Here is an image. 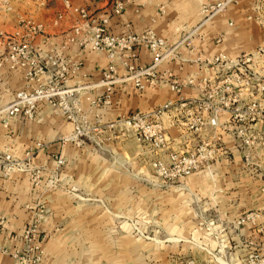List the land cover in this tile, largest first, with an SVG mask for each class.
<instances>
[{"label":"crops","instance_id":"obj_1","mask_svg":"<svg viewBox=\"0 0 264 264\" xmlns=\"http://www.w3.org/2000/svg\"><path fill=\"white\" fill-rule=\"evenodd\" d=\"M123 1H126L125 10L119 15L113 13L115 0H70V3L73 8H85L91 18L107 17V32L109 34L121 35L126 32H141L152 28L159 35H165L164 37L169 42L168 45L174 48H171L172 53L159 64L155 72L159 75L169 72L172 77L177 78L179 84H182V99L169 90L167 84L156 83L145 92H139L131 81L125 80L115 85L110 104L103 108H98V104H91L92 100L100 98L103 91L97 83L106 66V58L102 52H92L81 48L78 44L67 42V37L71 34L73 26L82 25V31L86 30L84 25L86 20L77 12L65 9L59 0H54L48 3L47 7H43L44 34L36 37L32 43L34 48L42 52L66 44V57L76 67L71 70L65 85L77 89L76 94H78L80 105L84 112L88 113V119L92 124H98L99 129H104H101L99 133L104 135L106 140L116 142L117 146L113 152L117 154L115 156L125 162V164L104 166L105 171L108 173H128L129 171L143 173L144 167L139 162L128 165L129 150L126 146L132 144L133 149L136 150L132 155L139 161H143L144 158L150 160L156 157V152L151 155L146 154L147 146L144 143L141 144L133 137V134H128L126 131L109 133L108 123L131 111H146L171 100L174 102L173 107L166 112L168 114L165 113L166 115L163 116V123L170 135L171 149L177 150L186 142L194 145L198 137H200V141L210 139L208 134L212 136V134H220V132L217 128H211L207 123H205L204 133L201 132L197 134V138L194 136L191 137L192 139L180 137L176 126L185 111L194 107V102L190 99L200 92L192 84L193 82L188 83V80L198 74L208 77L214 72L203 66L201 70H198V65H194L198 54L188 53L185 46L189 44L180 43L184 37L180 36L182 30L192 28L199 21L197 16L199 0ZM28 3L30 4V2ZM28 3L25 5H29ZM159 4H164L162 13H159ZM248 9V5H240L238 7L239 14ZM58 14H62V18L55 24L54 18ZM11 19L9 29L15 30L18 28L17 18L12 16ZM2 25L4 26V23ZM247 26L251 27L249 24ZM243 29L238 26L232 32V36L225 43L222 42L224 46L221 48L222 43L215 46L209 42L208 38L203 37L196 40L195 43H191L201 52L199 55L203 60L209 51H213L214 47L216 50H224L231 43L239 44L242 37H245L246 31H242ZM254 29L257 27L252 26L249 33L255 34ZM251 43L255 45L256 40H252ZM150 62L149 52L143 48L140 49L138 65L146 66ZM117 72L119 75H124L120 64L117 65ZM224 75L225 72L217 71L215 76ZM46 78L47 76L42 74L40 81L43 82ZM28 84L22 68L16 67L10 70L9 65H6L0 70V264H23L24 261L16 259L15 255L25 252L27 244L23 237L24 231L32 226H36L38 236L42 238L45 250L44 260L46 259L44 264H49V258L60 250V238L65 233L63 224L65 205L72 206L75 212L74 222L86 218L84 217L86 214H83L85 208L80 207L83 202H77L73 197L59 196V194L51 196L43 182V178L47 175L45 172L39 174L40 180L32 179L34 170H43L45 165H41H47L49 151H53L52 149L40 151L38 157L33 159V167L28 170H18L10 165L13 159L21 158L34 141H57L70 130L69 123H66L57 112L55 113L54 106L45 102L38 105L40 111L33 120L21 122L17 120L18 116L10 113L9 107L14 101L16 93L24 89H31V87H27ZM30 84V86H34L33 82ZM201 88L203 87L201 86ZM203 115H206L205 112ZM224 117H227V114H224ZM204 120H207L206 116ZM220 121H222V117ZM253 129L256 137L264 140V125L255 124ZM221 140L225 149H228V154L226 158H220V161L213 165L212 175L209 176L205 170H201L183 178L177 186L176 189H183L190 195L189 198L184 196L185 200L183 201L181 199L177 202L173 200L172 204L182 209L180 213H170L167 218L162 217L161 199L153 193L152 203L158 204V210L154 212L158 214H155L154 217L158 221H167L168 219L173 226H184V231L178 228L179 232H173L174 234L171 232L168 235H178L182 230L184 235L195 240L200 238L201 243L210 247L216 245L214 237L222 240L223 248L226 252L231 253L232 264H242V255L248 246L244 241L248 240L257 246H264V147L261 148L255 144L253 163L248 165L236 149L235 140L231 136L223 133ZM112 147L114 146L110 147L111 151ZM163 158H166L165 155ZM75 161L76 159H74V163ZM45 167L47 171V166ZM73 173L74 177L78 174L77 172ZM142 183L139 181H108V189H118L120 195L89 199V202L86 203L90 207L93 206L89 210L93 214L88 215L97 216L100 205L105 206L106 209L110 208L111 211L108 212V215L104 213L105 217L108 216V220H112L113 216H124L128 212L139 215L146 204L141 191L145 189L146 184ZM152 185L154 184L152 183ZM130 190L136 191L129 197ZM153 190L157 189L153 188ZM113 211H115V215ZM198 212L200 215L197 214ZM247 212H255L258 215L256 226L247 224L238 231L232 230L229 223ZM202 220L211 223V227L200 226L199 223ZM258 228L262 229V233L258 231ZM170 230L172 231V229ZM190 259L187 257L184 261ZM192 259L195 260L194 257ZM195 262L198 264L197 261Z\"/></svg>","mask_w":264,"mask_h":264},{"label":"rangeland","instance_id":"obj_2","mask_svg":"<svg viewBox=\"0 0 264 264\" xmlns=\"http://www.w3.org/2000/svg\"><path fill=\"white\" fill-rule=\"evenodd\" d=\"M115 1L122 2L126 6V1ZM28 2H30V4ZM51 2L43 0H0V31L10 32L14 30L9 29L12 16L17 18V23L21 18H25L26 15L27 17L31 16L29 18L43 23V7H47L48 3ZM26 3L29 5H25ZM197 5V16L199 21L192 28L182 30V35L180 36L184 37L183 39L181 38L182 40H180V43L185 42V44H189L185 46L188 53L198 54L195 58L196 61H194V65H198L199 67L198 70H201L203 66L213 71L214 74L208 75V81L205 83L202 82L200 74L196 75L194 78H190L193 82L192 84L197 87L200 92H198L197 96L190 99L191 101L193 100L194 107L189 111H185V114L180 118L181 123H188V125H190L193 118L201 117L203 120L205 116L209 118L212 115L210 113L211 110L208 109L204 116L201 109L198 108L201 104H209L217 108L221 105V97L223 95L226 97L233 95V93L222 94L219 91L218 86H220L219 81L222 76L216 77V72L223 71L225 74H229L232 71H237L239 79H235L237 89H235L236 102L233 107H238V112L245 118L256 115V124L264 125V85H262V83L264 84V56L257 54L259 49L264 47V0H199ZM240 5H248L249 9L239 14L238 7ZM27 6L29 7L27 8ZM158 9L159 13L164 12V4H159ZM3 23L4 26L2 25ZM247 24L251 27H248ZM245 25L246 27H244ZM238 26H241V29L244 27L242 31H246L245 37H242V41L239 44L231 43V45L226 46L224 50H216L213 46V51H209L206 58L201 60L199 55L201 52L191 42L195 43L196 40L203 37L208 38L209 42L215 46L221 44L223 41L225 43ZM252 26L257 27V29H254L255 34L252 31V33H249ZM17 29L18 28L15 30ZM184 31L186 32L184 33ZM146 32H151L155 37L164 39L167 45L166 53H172L173 50L171 48L174 47L168 45L169 42L166 37H164L165 35H159L152 28H147L141 32H126L123 34L139 36ZM252 40H256L255 45L251 43ZM223 46L224 44L222 43L220 48ZM142 48L147 50L151 55L149 48L145 46L136 47L137 59L134 62L133 60L129 61L130 64L134 65L136 71L144 70L151 66L152 63L151 55V62L148 65H138V52ZM248 56H250L251 59L245 61V58ZM231 61H238V64L233 66ZM130 77L129 75L126 78L124 75H119L118 72L113 74L112 80L114 82L111 85V97L117 83L129 80L133 84V79ZM171 79L174 78L163 76L162 74L160 77V81L162 82L160 83L169 86L168 83ZM100 80L101 78L97 84L100 83ZM143 81L147 84L146 89L142 91L145 92L154 84L152 83L154 77L152 75H145ZM201 86L203 88H201ZM176 94L179 95L180 98L182 97V92ZM104 100L105 98L102 97L101 102L97 105L98 108H103L105 105H108L103 103ZM168 102H172L173 107L174 102L171 100L163 104ZM42 103L41 101L36 103V107L32 109V116L30 117H25L20 112H18L20 115H14L18 116L17 120L21 122L33 120L40 111L38 105ZM66 103L69 108H62L60 105L51 106H54L53 110H55V113L57 112L66 123H69L70 130L57 141H34L24 155L21 158L13 159L11 164L18 170H28L33 167V159H35L40 151L52 149L53 151H49L50 154L47 165H41L47 166V171L45 170V166L43 170H34V172H32V179L40 180L38 177L40 176L39 174L45 172L47 175L43 178V182L51 196L55 194V196H57L59 194V196L64 195L66 198L73 197L77 202H83L80 207L85 208L83 214H86L84 215L86 218L83 220H76V222L73 220L75 212L72 206H67L68 204L65 205L63 223L65 225V233L64 236L60 238V250L53 254V257L49 258V264H186L189 261H197L198 264H232L230 259L231 253L226 252L223 248L222 240L214 237L213 239L216 245L214 247L206 246L201 243L200 238L195 240L184 235L183 225L173 226L172 222H169L168 219L167 221H158V219H155L154 215L158 213L154 212L158 210V204L152 203L154 194H157V198L159 197L161 199V216L164 218H167V215L170 213H180V210H182L179 209V206H174L172 204L174 201L177 202L179 199L183 201L185 200L184 196L187 198L190 197L183 189H176L181 180L174 183L166 182L154 172L152 167V162L156 158H160L166 162L168 161V153L171 149L170 141V149L160 150L153 149L147 140L146 142H141V144L144 143V145L147 146V151H145L146 154L151 155L156 152V157L150 160L144 158L143 161L136 160V157L132 155L136 150L133 149L132 144L127 145L126 148L129 150L128 165L130 166L131 164L139 162V164L144 167V172L136 173L129 171L128 173H108L105 171V168H103L104 166L107 167L110 164H125L124 160L115 156L117 154L113 152V149L117 146L116 142L108 141L104 135H100L99 132H101V129H104H99L100 126L98 124H92L90 122L88 113H85L80 105L78 94L74 93L70 98L66 97ZM252 103H257L258 107L250 110L249 106ZM161 105L141 112H148L150 114L149 124L155 125L156 122L157 127L154 128L156 132L160 131L161 134L166 133L170 138L169 131L163 123V116L168 114L166 113L168 110L161 114L159 118L152 119V111ZM230 106L232 107V105ZM195 108L198 109L195 111ZM138 111L140 110L131 111L126 115L118 117L117 120L108 123V132L115 134L114 131H119L120 133L126 131L128 134H133V137L137 139L138 133L137 130H135L137 128H130L123 119ZM230 111L231 110H228V113H220L219 119L221 117L222 120L228 118ZM224 114H227V117H224ZM49 126L52 127L51 125ZM176 127L178 128L179 136L187 138L196 137L197 134L201 132L204 133L205 131V124H198V128L201 129L192 133L191 136H188L189 132L186 130V126L180 124ZM138 130L142 133L141 129ZM192 130L194 131V129ZM145 131L148 135L153 129L145 128ZM207 136L210 137V140H214L217 135L212 134L211 136L208 134ZM197 139L194 145L186 142L177 150L196 148L202 141H200V137ZM254 143L258 147H264V140L260 137H256ZM235 145L236 149L241 153L245 163L248 165L253 163L255 155L254 147L251 150V156L246 159L243 155V150L237 146L236 142ZM111 146H114L112 147V151L110 148ZM225 152L227 153L220 156L216 162L220 161V158L227 157L228 149H225ZM164 155L166 158H163ZM74 159H76L75 163ZM216 162H214L213 165ZM73 172H77V176L74 177ZM207 173L209 176L212 175L211 172ZM108 181H139L143 182L142 184H146L145 189L141 190L144 194L146 204L139 215L128 212V214L124 216H113L112 220H108V216L105 217L104 213L108 215V212L111 210L110 208L106 209L105 206L102 205L98 206L97 216L88 215L93 214L89 211L93 206L90 207V205L86 203L89 202V199L116 197L120 195V190L113 188L108 189ZM152 183L154 185H152ZM153 188L157 190H153ZM135 191L136 190H130L128 196L130 197L131 194H135ZM113 213L115 215V211H113ZM199 213L200 212L197 214L200 215ZM249 213L251 212L244 213L243 215ZM235 220L229 223L231 229L234 231H238L240 228H243L244 225H247L243 224L236 227ZM199 225L205 228L211 227V223L204 220H202V222L200 221ZM178 228L183 230L180 231V234L168 235L171 232L172 234H174L173 232H179L178 230L180 229ZM170 229H172V231ZM260 233H262V231ZM244 243L248 246L242 255V264H247L248 261L251 260L252 252L264 256V246H257L252 241L248 240L244 241ZM249 243H252L251 246ZM251 247H255L256 249L252 250ZM41 248L42 253H34L33 259L36 260V257H38L37 263L44 264L46 259L44 260L45 250L43 243ZM190 248H193V251ZM187 257L191 259L185 262L184 260ZM192 257H194L195 260L192 259Z\"/></svg>","mask_w":264,"mask_h":264},{"label":"built area","instance_id":"obj_3","mask_svg":"<svg viewBox=\"0 0 264 264\" xmlns=\"http://www.w3.org/2000/svg\"><path fill=\"white\" fill-rule=\"evenodd\" d=\"M51 2L54 0H43ZM63 7L67 10L77 12L86 21L84 25L86 30L82 31V25H75L71 29V34L67 37V42L72 44H78L81 48L92 51L102 52L106 58V66L103 70L100 85L103 88V92L99 99L92 100L91 104H99L101 98L104 97V104H109L111 101V93L113 84V74L117 73V65L124 70V76H131L133 79V86L139 92L146 89L147 84L143 81L145 75H152L154 81L152 83H160L161 75L155 72V69L159 64L171 53H166V41L162 38L155 37L151 32H146L141 35H112L107 32V17L91 18L85 8H73L70 0H59ZM125 10V5L122 2L115 1L113 5V13L121 14ZM62 18V14H58L54 20L56 24ZM45 25L42 22L36 21L32 18H21L18 22V29L10 32L0 31V70L9 65V69L16 67L24 69V75L29 82L27 87L31 89H24L16 93L14 101L11 103L9 110L11 114L22 113L25 117L32 116V109L36 107L38 101L48 103L49 105H60L62 108H69L66 103V97L70 98L76 93V88L66 87L68 75L71 70L76 67L66 57L65 49L66 44H62L54 47L50 51L42 52L33 47V41L36 37L43 35ZM145 46L149 48L152 55L151 66L144 70L136 71L133 62L137 59L136 47ZM257 54L264 56V47L260 48ZM250 56L245 58V61H249ZM232 65L238 64V61L232 62ZM231 65V66H232ZM45 74L46 80L41 82L40 76ZM163 76L172 77L171 73H166ZM169 80V88L174 93H180L182 91V84L180 85L178 79ZM235 79H239L237 71H232L229 74L222 76L219 81L218 89L222 94H230V97L222 96L221 105L217 108L209 104H201L199 109L202 113L211 110L212 114L207 120H203L201 117H196L191 120L190 125L188 123L178 122V125L182 124L186 126L188 130V136L197 132L199 129L198 124L203 125L207 123L211 128L218 129L220 134H216L214 140L204 139L200 142L196 148L182 149L173 151L169 146V137L166 133L156 132L155 125H150V114L147 112H135L131 116L125 117L123 120L130 128H137L138 140L140 142L149 141L150 145L155 150L170 149L168 153V161H164L160 158H156L152 162L154 172L164 181L174 183L180 181L183 178L201 171L211 172L212 165L216 160L223 156L225 148L222 145L221 134H227L235 140L237 146L243 150V155L247 159L251 156V150L255 149L254 140L256 134L253 130V125L256 124V115L250 118L243 117L239 112L238 107L235 105ZM202 82H207V76H201ZM30 82L34 83V86H30ZM188 83H192V80H188ZM262 85H264L262 83ZM233 98V99H231ZM232 105V107L230 106ZM172 107V102L165 103L152 111V119L159 118L161 114L169 110ZM258 107L257 103H252L249 109ZM195 108V111L198 109ZM68 110V109H67ZM231 110L229 117L220 121L219 114L225 113ZM228 113V112H227ZM20 115V114H18ZM198 116V115H197ZM203 120V121H202ZM135 127V128H134ZM145 128L151 131L146 134ZM138 129L142 130V133ZM194 129V131L192 130ZM11 165V164H10ZM12 167V165H11ZM257 214L251 212L249 214L240 216L236 219V227L243 224H250L256 226ZM261 232L262 229L258 228ZM24 239L26 241V250L24 253L16 254L15 258L20 261H24L23 264H39L37 259H33V254L42 253V238L38 236L36 226L27 228L24 231ZM250 246L252 243H249ZM252 250L256 249L251 247ZM187 264H195L193 261L187 262ZM247 264H264V256L252 252L251 260Z\"/></svg>","mask_w":264,"mask_h":264}]
</instances>
